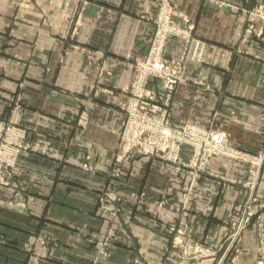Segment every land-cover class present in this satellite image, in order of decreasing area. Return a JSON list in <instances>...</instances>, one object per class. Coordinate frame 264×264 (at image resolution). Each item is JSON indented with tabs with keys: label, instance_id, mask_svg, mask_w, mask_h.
<instances>
[{
	"label": "crops",
	"instance_id": "1",
	"mask_svg": "<svg viewBox=\"0 0 264 264\" xmlns=\"http://www.w3.org/2000/svg\"><path fill=\"white\" fill-rule=\"evenodd\" d=\"M175 1L173 22L192 20V34L206 40L209 51L202 61L186 62L185 80L168 104L162 80L150 79L145 91L157 101L143 106L155 114L166 110L174 125L222 130L240 148L264 153V20L254 14L264 12V0H247L258 6L248 11ZM153 3L0 0V117L20 88L21 125L30 143L19 155L26 172L12 180L24 209L9 208L16 189L0 185V264H171V226L181 227L184 216L192 237L220 247L194 264H231L235 255L234 264L259 259L255 220L238 238V252L226 258L223 246L234 208L251 195L264 204V161L253 176L249 162L219 155L211 160L213 175L193 177L182 165L121 154L124 105L136 59L150 50ZM244 25L263 36L245 38L237 49ZM174 38L166 49L170 59L181 50ZM181 159L188 160L185 151ZM109 184L116 197L135 193L141 206L121 205L117 219L125 232L117 229L110 257L96 261L90 237L107 225L99 198ZM187 189L188 204L182 203Z\"/></svg>",
	"mask_w": 264,
	"mask_h": 264
},
{
	"label": "built area",
	"instance_id": "2",
	"mask_svg": "<svg viewBox=\"0 0 264 264\" xmlns=\"http://www.w3.org/2000/svg\"><path fill=\"white\" fill-rule=\"evenodd\" d=\"M254 14L264 20L263 11L256 9ZM172 27L173 24H171ZM156 35L160 36L159 44L155 46L152 43L148 55L135 62L133 85L130 91V100L127 102L129 106L126 108L128 113L127 123L125 122L123 130V135L125 133L129 134V138H124L125 151L128 153H144L148 157L147 160L159 158L165 163L182 165L186 170L190 171L193 177H197L201 173L213 175L214 172L210 170L212 158L226 155L249 162L256 169L252 173L255 176L264 161L263 152L252 154L240 148L230 142L227 134L222 130L210 129L191 123L184 126L174 125L170 122L166 110L162 115L156 116V114L143 106V103L150 99L145 91V86L150 79L162 80L167 104L177 84L185 80L182 63L179 60L173 61L163 56L162 42L165 39V35L161 34L159 30L156 31ZM161 36H164L162 40ZM21 136L17 139V144L20 146L19 139ZM18 150L13 155V160L15 161H17ZM183 151L188 156L186 161L181 159ZM8 165V163L0 164L2 166V181ZM19 165L21 164L19 163ZM248 184L250 187H254L253 180ZM256 200V197L251 195L234 208L233 215L235 219L233 220L236 222V226L234 227V232L231 233L228 250L232 252L236 249L238 238L255 220L253 217L257 216L258 219L256 218L255 221H257L256 223L260 229L261 240L259 259L256 264H264V204L257 203ZM212 252L213 250H211ZM235 257L237 256L235 255ZM235 262L236 259L231 260V264Z\"/></svg>",
	"mask_w": 264,
	"mask_h": 264
},
{
	"label": "rangeland",
	"instance_id": "3",
	"mask_svg": "<svg viewBox=\"0 0 264 264\" xmlns=\"http://www.w3.org/2000/svg\"><path fill=\"white\" fill-rule=\"evenodd\" d=\"M153 14H151V19L153 21L154 25V33L151 36V44L153 43L155 46L159 44L160 40V34L156 35V31L159 30L161 34L165 35V39L163 40V56L165 58H168L166 56V49L168 46V43L170 42L171 38L175 37L174 40H177L179 43V47L181 48L179 56L175 59H170L173 61L179 60L180 63H182L183 66H185L186 62L188 60L191 61H202L204 60L206 56V52L209 51V44L206 43V40L200 39L195 37L193 33V29H190V24L186 26H181L175 22H173L172 18L175 14V7H176V1L175 0H153ZM210 3L215 4L217 7H233L234 9H241L244 8L247 11L253 10L254 8H257V4L252 5L251 2L244 0L246 2V6H240L237 2L232 0H208ZM173 24V27L171 28V24ZM246 25V24H245ZM245 25L242 29H240L237 33V37L239 42L237 41L236 48L239 49L241 46H243V39L247 38V41L251 38V42H254L256 40L255 36L259 37L262 34L255 33L254 30L249 29L248 32L245 31ZM178 30V31H177ZM192 31V32H191ZM244 34H248L247 37L244 36ZM174 32V33H172ZM169 33V34H168ZM168 34V37H167ZM263 36V35H262ZM164 38V36H161V40ZM242 39V40H241ZM148 55V54H147ZM146 55V56H147ZM145 56V57H146ZM142 58H137V60H141ZM11 96H8L10 103V109L8 113L4 117H0V164L8 163V168L5 171L4 178L2 181V166H0V185L4 186H13V188L16 189V192L14 193V196L10 200H6V205L9 208H14L15 210L24 209L25 207V200L23 197V194L21 193L19 186L13 185V178L16 176V174L24 173L25 167L22 165H19V155L24 150L29 149L30 143L27 140L28 139V130L21 125V117L23 116V101H22V92L20 91V88L15 92L11 93ZM125 112L126 117L123 121V127H122V137H121V143H122V151L121 154L128 155L130 154L131 157L134 156V159H140L141 161L147 160L148 157L144 153H138V152H131L128 153L125 151L124 138H129V134L125 133L123 135V130L125 127V122L128 116V113L126 111V108H128L129 103H125ZM152 112L151 110H149ZM165 110H162L159 114H156V116L162 115ZM153 113V112H152ZM155 114V113H154ZM170 120V119H169ZM171 122V121H170ZM127 123V122H126ZM192 124V123H191ZM186 125V124H185ZM22 135L19 139V142L21 143V146L17 144L18 137ZM136 139V138H135ZM2 148V150H1ZM19 149V150H18ZM17 152V161L13 160L14 153ZM159 159V158H158ZM161 160V159H160ZM18 163V164H17ZM120 173H116L115 176H118ZM111 176V175H110ZM192 176V174L190 175ZM187 177V174H186ZM192 180V179H191ZM112 182V181H111ZM16 183V182H14ZM112 186L109 184L107 186V189H105L101 194L99 198L100 208H102L106 213H108V220L107 225L91 234L90 240L95 243L96 248V256L95 260H107V258L110 257L113 249V240L115 238L116 230L121 229V224L118 222V214L121 210V205L123 203H129L134 205L135 207L141 206V203H139L138 199L133 198L131 195H135V193H131V195L124 196L123 194L118 197H116L114 194L113 189L110 188ZM186 193V198L182 203L188 204V202L191 200L190 195ZM159 207H163L164 204L162 202L158 203ZM183 209V206H180ZM172 208V206H171ZM169 208V209H171ZM185 209V208H184ZM148 212H152V208H148ZM184 212V211H182ZM230 219V225H229V232L227 233V236L224 239V242L227 241L224 244L225 248V255L226 258L228 256L231 257L232 252H238V248L230 249L232 252H229V246L231 241V233L234 232V227L236 226V222L233 220L235 219L234 215H231ZM258 219L257 216L253 217ZM179 221V220H178ZM180 221L183 223L181 227L177 225L178 227L171 226L173 224L170 223L171 226V232L173 233V241L172 245L167 248L166 253L167 257L169 256L171 258V264H194L197 261L203 260L207 257L214 256L217 251L216 249L219 248H213L208 241L204 240H197L194 237H192L187 231L188 222L184 216V218H180ZM257 222V221H256ZM258 225V224H257ZM259 227V226H258ZM123 232H125L123 230ZM259 238L261 240V234L259 229ZM207 242V243H206ZM260 247V245H259ZM211 250L213 252L211 253ZM232 259H236V257L233 256ZM231 263V261H230Z\"/></svg>",
	"mask_w": 264,
	"mask_h": 264
}]
</instances>
